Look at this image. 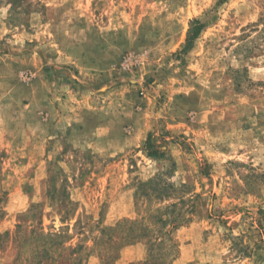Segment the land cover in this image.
Listing matches in <instances>:
<instances>
[{
    "label": "rangeland",
    "instance_id": "1",
    "mask_svg": "<svg viewBox=\"0 0 264 264\" xmlns=\"http://www.w3.org/2000/svg\"><path fill=\"white\" fill-rule=\"evenodd\" d=\"M0 264H264V0H0Z\"/></svg>",
    "mask_w": 264,
    "mask_h": 264
},
{
    "label": "trees",
    "instance_id": "2",
    "mask_svg": "<svg viewBox=\"0 0 264 264\" xmlns=\"http://www.w3.org/2000/svg\"><path fill=\"white\" fill-rule=\"evenodd\" d=\"M155 152H152L150 155H154Z\"/></svg>",
    "mask_w": 264,
    "mask_h": 264
}]
</instances>
